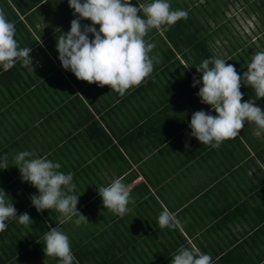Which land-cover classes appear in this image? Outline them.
Instances as JSON below:
<instances>
[{
  "label": "crops",
  "instance_id": "1",
  "mask_svg": "<svg viewBox=\"0 0 264 264\" xmlns=\"http://www.w3.org/2000/svg\"><path fill=\"white\" fill-rule=\"evenodd\" d=\"M174 1L169 0L171 8L184 5L187 19L207 18L197 14L199 0ZM150 2L131 0L133 6ZM0 9L14 23L19 47L31 48L32 57V66L18 62L8 71L0 66V160L7 155L10 165L0 169V191L17 215L27 212L33 220L27 227L18 219L6 221L0 264H59L45 256L43 244L45 233L57 226L69 237L74 264H171L181 246L209 254L212 264H264V130L246 121L236 138L213 149L190 136L189 127L195 111L216 115L200 102L202 83L193 86V77L202 76L196 67L216 57L243 76L254 54L245 59L240 41L221 49L224 40L212 36L211 23L183 28L181 19L149 31L145 40L155 44L150 56L160 62L121 97L62 68L56 40L75 18L68 0H0ZM256 33L252 46L260 38ZM205 38L208 57L195 46ZM215 39L220 50L214 49ZM240 90L243 101L264 110V98L251 87L242 83ZM21 151L73 174L77 210L88 221L60 225L56 210L37 212L30 197L38 190L12 165ZM116 178L134 201L123 217L105 209L98 194ZM164 209L176 215L182 230L159 227Z\"/></svg>",
  "mask_w": 264,
  "mask_h": 264
},
{
  "label": "clouds",
  "instance_id": "2",
  "mask_svg": "<svg viewBox=\"0 0 264 264\" xmlns=\"http://www.w3.org/2000/svg\"><path fill=\"white\" fill-rule=\"evenodd\" d=\"M68 3L75 18L70 30L61 32L56 40L62 68L89 84L107 85L121 97L145 82L153 73L154 65L160 62L158 57L150 56L155 44L145 40L149 31L171 27L188 18L187 11L173 10L169 0H152L138 6H133L131 0H68ZM81 20H90L91 24L82 25ZM15 36L14 23L8 21L0 9V66L4 71L18 62L25 67L32 66L31 48H20ZM196 70L202 73L199 80L193 77V86L202 83L197 93L200 102L209 105L216 115L204 110L192 113L190 136L203 145L219 149L226 140L240 134L246 121L264 130V110L253 102L243 101L240 90L243 83L254 90L258 99L264 98V52L252 57L243 76L234 65L216 57L204 59ZM188 147L185 143V148ZM32 157L33 153L21 151L14 157L12 165L19 169L22 181L38 190L30 197L37 212L56 210L61 214L60 225L74 222L79 226L88 221L77 210L80 194L75 192L73 174L59 171L61 164L46 157ZM9 166L8 157L4 155L0 169ZM98 194L104 208L112 213L123 217L131 211L128 205L134 201L121 178L100 187ZM7 195L3 189L0 191V232L6 230V221L10 219H18L19 224L29 226L32 218L27 212L17 215V209ZM158 225L161 229L181 228L176 215L167 209L158 216ZM43 244L45 256L57 258L59 264H74L69 237L58 226L45 233ZM171 264H212V257L195 247L181 246L172 255Z\"/></svg>",
  "mask_w": 264,
  "mask_h": 264
},
{
  "label": "rangeland",
  "instance_id": "3",
  "mask_svg": "<svg viewBox=\"0 0 264 264\" xmlns=\"http://www.w3.org/2000/svg\"><path fill=\"white\" fill-rule=\"evenodd\" d=\"M179 3L183 4L184 0H178ZM253 0H249L247 2L246 0H227V7L224 6L225 12L223 14L217 15L218 20L220 21V24L225 22L226 26V36L222 35V41L223 45L221 47V41L219 39H215L213 41L215 47V50L225 49V46L230 47L229 41H237L239 40L241 43L237 47L238 50H241L245 48L244 54L242 56H245V59L249 58V53L256 54L258 52H264V27L263 23H261L257 17V14H259L262 18V13H264V0H255L257 4L260 6V9L256 7L255 4L252 6L255 8V12L252 11L251 6L249 5ZM171 2L176 3L174 0H171ZM201 3L204 4V0H199L195 3L197 7V14L202 15L201 7L199 6ZM179 9L183 10L185 9L184 5L178 6ZM208 10H218V13L221 12V4L214 3L210 4L207 3ZM257 13V14H256ZM209 20V19H208ZM252 27V28H251ZM257 29V31H256ZM260 32V40H256L255 44L252 46V38L256 35H259ZM262 38V39H261ZM259 39V37H258ZM254 51V53H253ZM224 54L223 52H221ZM198 67V66H197ZM252 128L256 129L258 128L256 125H254Z\"/></svg>",
  "mask_w": 264,
  "mask_h": 264
},
{
  "label": "trees",
  "instance_id": "4",
  "mask_svg": "<svg viewBox=\"0 0 264 264\" xmlns=\"http://www.w3.org/2000/svg\"><path fill=\"white\" fill-rule=\"evenodd\" d=\"M227 0H204V4H201V11L205 14V16L207 17L204 21H199L198 19H187L186 21H183L181 24V27L183 28H187L191 25H195V24H200L203 25V23L210 25L211 23V30H212V36L213 35H219L223 34L224 36H226V24L225 22L222 23V25L220 24V21L217 18V15L223 14L225 12L224 10V6L227 7ZM247 2H249V0H246ZM184 4H187L186 1L183 2ZM189 3L194 4V0H189ZM207 3H210L211 5L214 3H220L221 4V12L218 13V10H208L207 8ZM253 4L256 5V7H258L260 9V6L257 4V2H255V0H253L249 5L251 6L252 11H256L255 8L252 6ZM257 14V13H256ZM257 17L259 19V21L261 23H263V27H264V13H262V18L259 14H257ZM209 19V20H208ZM217 25V28L214 29V27ZM214 29V30H213ZM211 36V34H210ZM262 39V38H261ZM260 40V38L258 39ZM239 43V40H237ZM196 52L197 54H202L203 57H208L209 56V49H208V45L206 43V38L200 42L197 43L196 45ZM243 52H245V48H243Z\"/></svg>",
  "mask_w": 264,
  "mask_h": 264
}]
</instances>
